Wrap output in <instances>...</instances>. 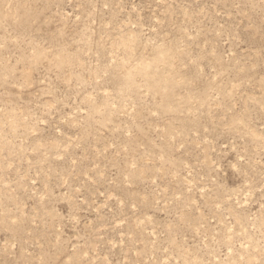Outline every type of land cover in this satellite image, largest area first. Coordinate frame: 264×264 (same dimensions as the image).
<instances>
[{
	"label": "rangeland",
	"instance_id": "rangeland-1",
	"mask_svg": "<svg viewBox=\"0 0 264 264\" xmlns=\"http://www.w3.org/2000/svg\"><path fill=\"white\" fill-rule=\"evenodd\" d=\"M0 264H264V0H0Z\"/></svg>",
	"mask_w": 264,
	"mask_h": 264
}]
</instances>
